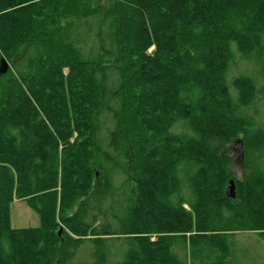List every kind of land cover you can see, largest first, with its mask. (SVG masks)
Wrapping results in <instances>:
<instances>
[{
    "label": "trees",
    "instance_id": "obj_1",
    "mask_svg": "<svg viewBox=\"0 0 264 264\" xmlns=\"http://www.w3.org/2000/svg\"><path fill=\"white\" fill-rule=\"evenodd\" d=\"M262 100L264 0H0V264L264 247ZM16 200L39 226L12 228Z\"/></svg>",
    "mask_w": 264,
    "mask_h": 264
},
{
    "label": "rangeland",
    "instance_id": "obj_2",
    "mask_svg": "<svg viewBox=\"0 0 264 264\" xmlns=\"http://www.w3.org/2000/svg\"><path fill=\"white\" fill-rule=\"evenodd\" d=\"M250 63L242 58L235 59V63L229 70V75L239 76L244 74ZM255 77H257L255 75ZM263 103V104H262ZM261 107L260 115L264 118V100ZM256 110V109H255ZM258 110V109H257ZM254 111V110H253ZM256 114V113H255ZM252 115V112L250 113ZM179 128L180 127H176ZM228 156L233 159L231 167V180L238 181L244 176V159L242 148L239 143H234L228 147ZM10 223L12 228H33L39 226V218L30 207L21 201H13L10 205ZM234 254H236V264H264V247L257 242L255 234L238 233L234 236Z\"/></svg>",
    "mask_w": 264,
    "mask_h": 264
},
{
    "label": "water",
    "instance_id": "obj_3",
    "mask_svg": "<svg viewBox=\"0 0 264 264\" xmlns=\"http://www.w3.org/2000/svg\"><path fill=\"white\" fill-rule=\"evenodd\" d=\"M6 69H7V64H5V66H4V70H6ZM228 191H229V193L231 195L230 197L231 198H235V195H234V184H233L232 180L229 181Z\"/></svg>",
    "mask_w": 264,
    "mask_h": 264
}]
</instances>
